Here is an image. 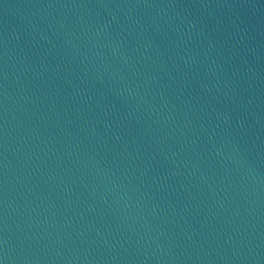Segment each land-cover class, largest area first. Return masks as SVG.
I'll return each mask as SVG.
<instances>
[{"label":"water","instance_id":"1","mask_svg":"<svg viewBox=\"0 0 264 264\" xmlns=\"http://www.w3.org/2000/svg\"><path fill=\"white\" fill-rule=\"evenodd\" d=\"M2 264H264V80L120 0H0Z\"/></svg>","mask_w":264,"mask_h":264},{"label":"snow or ice","instance_id":"2","mask_svg":"<svg viewBox=\"0 0 264 264\" xmlns=\"http://www.w3.org/2000/svg\"><path fill=\"white\" fill-rule=\"evenodd\" d=\"M0 264H2V262H0Z\"/></svg>","mask_w":264,"mask_h":264}]
</instances>
